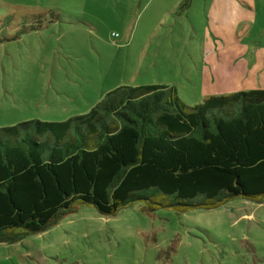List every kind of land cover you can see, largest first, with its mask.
Wrapping results in <instances>:
<instances>
[{
    "label": "rangeland",
    "instance_id": "obj_1",
    "mask_svg": "<svg viewBox=\"0 0 264 264\" xmlns=\"http://www.w3.org/2000/svg\"><path fill=\"white\" fill-rule=\"evenodd\" d=\"M226 2L0 0V128L85 114L119 86L166 87L188 110L212 96L264 90L262 74L247 76L264 54V0L241 24ZM211 30L230 41L228 53L221 38V53L204 45L215 39ZM237 63L242 73L216 89L203 78ZM263 216L264 196L184 212L135 202L103 215L80 204L44 231L0 243V264H264Z\"/></svg>",
    "mask_w": 264,
    "mask_h": 264
},
{
    "label": "trees",
    "instance_id": "obj_2",
    "mask_svg": "<svg viewBox=\"0 0 264 264\" xmlns=\"http://www.w3.org/2000/svg\"><path fill=\"white\" fill-rule=\"evenodd\" d=\"M263 196L264 90L188 110L166 87L119 86L85 114L0 128V243L80 204L184 212Z\"/></svg>",
    "mask_w": 264,
    "mask_h": 264
},
{
    "label": "crops",
    "instance_id": "obj_3",
    "mask_svg": "<svg viewBox=\"0 0 264 264\" xmlns=\"http://www.w3.org/2000/svg\"><path fill=\"white\" fill-rule=\"evenodd\" d=\"M240 2H242L245 6H249L252 9V12H246V11L243 12V11L239 10V7H238V5L236 4V2L234 0H227L226 4L229 7L233 6L237 10L236 13L234 14V17H232V20L234 19V24L235 23L241 24L242 22H252L256 18V15H257V11L255 9L254 0H240ZM214 5L215 4H214V1H213L212 2V7H211V9L209 11V15L211 16L210 20H212L215 25H218V22H215V21L218 20L219 12H218V10H216L214 8ZM225 18L228 21L231 20L230 16H225ZM211 31H212V35H213V37H215V39L211 40L208 36H206L207 40H205L204 45H206V47L209 48V47H211L210 43H212L213 47L219 53H221V51L219 49L220 47L216 44V42H217L216 39L217 38H221V37H216V35H217L216 32H214L213 30H211ZM223 45H224L223 46V52L228 53L229 52V48L228 47L230 45V41L224 42V40H223ZM262 50L264 51V49H262ZM212 52H214V51H212ZM251 65H252V67H251L250 71H248L247 76H249V74L253 75L255 73H260V74L263 75L261 80H264V54L261 57L258 58L257 63L251 62ZM232 70H234L235 72L233 73ZM242 71L243 70L240 67L239 63H237L234 66L232 64L225 65L219 70H216L213 67H211L212 74H210V73H208L207 75L205 74L203 76V78L207 79L208 83H214L215 82L214 89H216L217 86L224 85L226 83L225 80L230 81V78L236 80L235 76H239V74L242 73ZM217 74L219 75V77L217 76ZM255 90H258V89H255ZM219 91H223V89L220 88ZM248 217H251L252 219H255V217L251 216V215H249ZM262 221H264V216H263V220Z\"/></svg>",
    "mask_w": 264,
    "mask_h": 264
}]
</instances>
